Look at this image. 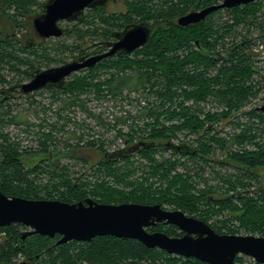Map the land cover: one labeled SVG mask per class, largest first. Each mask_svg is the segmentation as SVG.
Here are the masks:
<instances>
[{
  "label": "trees",
  "instance_id": "obj_1",
  "mask_svg": "<svg viewBox=\"0 0 264 264\" xmlns=\"http://www.w3.org/2000/svg\"><path fill=\"white\" fill-rule=\"evenodd\" d=\"M221 1L130 0L126 1L125 13L109 15L104 5L85 10L88 14L84 12L76 22H86L91 27L94 19H90L91 15L97 18L102 27L100 40L104 41L93 45L94 50L90 53L76 55L75 59L101 53L104 50L103 43L113 38L115 29L119 31L130 23L153 21L159 24L154 27L146 46L132 56L104 59L93 68L79 72L82 74L78 73L70 77L71 81L65 83L63 90H48L54 100L58 99V94L63 95L64 98L59 100L62 102L63 111L74 112L75 109H80L92 121L94 127L82 130L80 135L71 133L75 143L68 138L64 142L56 139L57 133L62 131L68 133L64 127L71 122L67 115L62 118L58 113L57 117L62 120L60 127L56 124H48L46 121L36 125L40 129L35 133L38 145L36 151H32V148L21 149L19 142L11 141L3 132L5 125H21L22 122L14 120V117L8 118L10 106H7V111H2L3 104L9 101V98L4 101L6 92H2L3 95H0V192L7 197L58 200L69 204L85 199H92L99 204L113 205L168 204L175 206L186 216L204 221L217 234L236 235L239 231H243L245 235L264 237V185L259 184L260 177L255 172L264 170V112L259 110L257 105L242 112L247 124L241 125L242 130L233 133L227 140H224L225 138L219 140L216 138L219 132L213 133L215 123L230 118L233 113L245 108L250 101L256 99L257 93L264 89L259 82L251 79V75L255 72L251 61L252 55L245 52L251 47L249 30L247 34L240 33L241 27L249 26L258 31L261 35L259 38H264V12H261L264 0L232 9L218 10L197 25L186 28L177 26L175 22L178 17L191 10H200ZM36 2L37 0H0V5L5 9L14 8L15 11L12 15L0 13V16H5L9 23L7 28L0 27V86L5 83L9 85L2 73L6 69V72L22 75L28 79L34 71L39 70L27 59L30 56L40 58L35 46V36H31L29 40L18 39L14 33L15 29L21 26L17 16L23 12L27 13L28 7L37 4ZM43 4L39 8L40 11ZM222 14L227 15V19L220 22L219 17ZM89 29L87 28L85 32L77 30V37L83 39L86 35H98L97 31H89ZM66 33L68 34L69 31L66 30ZM226 39L228 41L225 43ZM195 46L205 51L208 56L195 50ZM21 54L27 58L24 59ZM44 56L46 57L45 53ZM22 66H25L27 71L21 69ZM111 70L114 72L109 73L107 79L98 81L101 72L106 73ZM134 83L140 84L147 92L146 99L139 97L131 101L128 95L124 96V92L136 90ZM81 96L87 98L85 102L80 100ZM90 101H95L98 106L107 103V107L94 115L87 110V102ZM207 102L221 104L224 111L215 114L206 111ZM103 116L112 122L111 127L105 121L103 123L101 119ZM234 118V120L240 119ZM26 125L30 126L28 123ZM74 125L83 127L77 122ZM239 125L237 124L236 127H240ZM111 131L114 132L115 139L125 140L126 148L136 143L149 145L171 142L173 139H178L177 136L184 139L193 138L189 141L196 143V153L194 156L185 157L193 162V165L178 161L160 164L150 160L153 162V165H150L153 174L158 170L162 171L163 179H171L181 184L177 189L178 195L171 193V196L169 189L174 186L170 185L167 190L158 193V196L149 189L140 188L130 197L112 199L110 194L114 189L105 187L98 181L82 183L78 180L80 183H72L67 168L59 167V164L48 159L30 169H26L22 163L24 156L35 153L46 154L48 151L52 152L53 147L55 149L58 145L70 154L71 159L73 154L77 153L75 151L81 148L80 144L103 151L108 142L106 140L100 142L99 139L103 134L106 135ZM84 139L90 140L83 143ZM232 146H235L236 150L231 152L228 150L229 161L223 163L213 161V154L217 150H226ZM153 151H161V149L152 146L148 149L141 147L138 150L143 157ZM127 157L122 160L129 164ZM117 160L121 159L108 160L104 156L96 166L98 168H94L96 174L100 173V168L103 167L107 177L112 176L116 184H121L130 171L123 170L122 174L118 169L115 173L113 163ZM198 163L205 165L221 163L235 169L237 174L233 176L216 174L224 185L218 192L224 194L223 197L213 195L211 188L208 189L209 191L206 190L207 192L199 191L197 195L191 193L194 180L206 185L205 179L200 176L204 169L198 166ZM177 165L183 166L184 175L174 173ZM42 175H46L47 179L44 181L40 179ZM253 183L258 185L255 187L256 190ZM208 194L214 196L213 200L208 201V197L210 198ZM200 205H204L207 209L203 210ZM217 215L220 219L208 221ZM24 230L25 228L19 224L0 228V264H16L18 258L28 264H206L193 258L186 259L169 255L158 249H148L135 240L112 236L96 237L85 243L71 241L57 245L56 242L60 238L58 235L53 238L31 235L21 242L17 237ZM148 231L162 232L170 237L178 235L177 228L170 225L159 224ZM238 260L239 256L235 258L234 264H239Z\"/></svg>",
  "mask_w": 264,
  "mask_h": 264
},
{
  "label": "water",
  "instance_id": "obj_2",
  "mask_svg": "<svg viewBox=\"0 0 264 264\" xmlns=\"http://www.w3.org/2000/svg\"><path fill=\"white\" fill-rule=\"evenodd\" d=\"M116 0H47L44 12L31 20V28L38 39L62 37L65 31L59 22L79 20L85 10L101 6ZM258 0H222L200 10H191L178 17L175 22L186 28L204 21L207 16L218 11L244 6ZM151 25L137 24L126 28L120 39L108 44V50L102 54L81 57L57 67L36 71L29 82L20 85V92L27 95L47 87L64 88L66 79L83 69L91 68L98 62L118 53H130L148 43ZM264 112V107L260 109ZM158 147L161 150L179 154H192L194 149L187 145H175L171 142L145 145L135 144L117 152H106L108 160L129 156L142 147ZM58 159L69 157L68 152H56ZM54 154V155H55ZM19 224L25 228L17 240L21 242L28 236L39 235L60 238L56 244L71 241L90 242L96 237L112 236L131 239L148 249H158L165 253L193 258L206 264H234L237 256L251 258L257 264H264V237L254 235L217 234L204 221L186 216L182 211H168L160 205H140L123 203L119 205L99 204L91 199L69 204L58 200H28L19 197H7L0 192V228ZM171 225L183 233L181 237H170L162 232H148L157 225ZM19 264H28L20 262Z\"/></svg>",
  "mask_w": 264,
  "mask_h": 264
},
{
  "label": "rangeland",
  "instance_id": "obj_3",
  "mask_svg": "<svg viewBox=\"0 0 264 264\" xmlns=\"http://www.w3.org/2000/svg\"><path fill=\"white\" fill-rule=\"evenodd\" d=\"M47 0H37V4L29 6L27 13L23 12L21 15L17 16V21L20 22V27H17L14 31L15 36L18 39H30L31 36H35L34 32L31 28V20L35 17V13H40V6L41 4L45 3ZM126 1L130 0H118L117 3H107L104 8L107 14L112 13H125L127 10L126 7ZM4 12L6 15H12L15 13L14 8L5 9L2 5H0V13ZM261 12H264V3L262 5ZM86 13V12H85ZM88 14V13H86ZM85 14V15H86ZM94 18V19H93ZM219 18H221L220 22H223L227 19V15L222 14ZM5 16H0V27L7 28L8 27V21ZM90 19H93V25L90 27L86 22L77 23L76 21L73 22H59L58 26L62 29H66L69 31V33L64 34L62 37L59 38H49L46 40H40L35 39V46L37 47L38 53L40 55V58H36L34 56H30L27 58L24 54H21L20 56L24 59H29V61H32V64L36 65L37 69L39 71L46 70L48 68H53L60 66L65 63H69L73 60H75V56L80 53H90L94 50L93 45L97 44L100 40V33L102 31L101 23L100 21L91 15ZM89 20V18L87 19ZM90 28L89 31H97L98 35H86L83 39H80L77 37V30L81 31H87L86 29ZM249 30V37L251 38V47L245 51L247 54L252 55V65L255 69V72L251 75V79L254 82H259L260 85L264 86V38H259L261 35L258 34V31L255 28H250L249 26L241 27L240 33L247 34ZM10 31V30H9ZM251 32V33H250ZM228 41V39L225 40V43ZM24 43V42H22ZM34 46V47H35ZM35 47V48H36ZM43 51V52H42ZM44 53L48 59L44 56ZM21 69L27 71V68L25 66H22ZM7 70V69H6ZM3 71L2 73L5 75V80L8 81L9 85L5 83V85L0 86V89L4 88V90L0 91H6L8 94L12 93L14 90H18V82L20 84L26 83L28 81V78H24L22 75H15L14 73H9ZM80 72V71H79ZM79 72H76L72 74L77 75ZM114 70H111L109 72H101L99 75L98 81H103L108 78L109 73H113ZM33 74V73H32ZM82 74V73H79ZM67 78L66 82L69 83L71 79ZM136 83H134L135 85ZM136 90L130 92L126 91L124 92V96L128 95L129 100L133 101V99H137L139 97H145L147 96V92L143 89L140 84L135 85ZM129 92V94H127ZM3 95V94H0ZM16 98L9 97L4 101L2 108V111H7V106H10V115L8 118L14 117V120L22 122L21 125L19 124H8L5 125L3 128V132L8 135V137L11 139V141L19 142L21 149H29L32 148V151H36L38 149V145L36 142V136L35 133L39 131V127L36 125L41 124L42 121H46L48 124H56L57 127H60L62 125V120H59L57 117V114L59 113L61 117L63 118L65 115L68 116V118L71 120L70 123L66 124L64 127V130L68 133H57L56 139L59 142H64L67 140L71 141L72 143H75V139L72 138L71 133H76V135H80L82 130L89 129L91 127H94L92 121L88 118L87 114L85 112H82L80 109H75L74 112H70L67 110L63 111V105L62 102L59 101L61 98H64L63 95L58 94V99L54 100L52 98V93L47 90H41L32 94L23 95L21 93L15 94ZM5 96V95H4ZM7 96V95H6ZM87 98L85 96H81L80 100L82 102H85ZM108 99V98H107ZM106 99V100H107ZM105 102V101H104ZM109 106L110 103H108ZM113 104V102H112ZM257 105L258 107H264V89L261 90V92L257 93L256 99L253 101H250V103L240 110L237 113H233L232 117L222 120L219 123H215L216 127L214 128L213 133L219 132L217 135V139L227 140L231 138V135L233 133H239L242 130L243 124H247L246 118L241 114L242 112H245L247 110H250L253 106ZM107 107V103L100 104V106L97 105L95 101L87 102V110L94 114H98L100 111H103L104 108ZM64 109H66L64 107ZM112 109V108H111ZM206 111H209L211 113H222L223 108L222 105L215 103V102H207V106L205 107ZM113 111V110H112ZM134 111V110H133ZM111 112V110H110ZM132 112V111H131ZM134 113V112H132ZM120 116V114H119ZM234 117H239L240 119L234 120ZM103 123L104 121L111 127L112 122L108 120L106 117H101ZM25 122V123H24ZM77 122V124L83 126V127H77L74 125V123ZM24 123V124H23ZM28 123L30 126L28 127L26 125ZM235 123V124H234ZM239 125L240 127H236V125ZM33 125V126H32ZM104 127V126H102ZM42 131L44 129H41ZM125 131V130H124ZM212 133V134H213ZM102 134V132H101ZM211 134V135H212ZM178 138V136H177ZM184 139V138H183ZM193 138L184 139L183 141L186 143L191 144V146H195L196 143L192 140ZM87 140L90 139H84L83 143H85ZM100 140H106L108 142V145L104 147L103 151L98 150L96 148H88L86 146H83L80 144L81 148H79L76 154H73L72 159L70 157L60 158L55 163L59 164L61 166H65L68 172V177L73 181L72 183L77 184L80 181L82 183L89 182V183H96L98 181L99 183H103V185L106 187H109L111 189H114L113 192L110 194L112 199L122 198V197H130L135 192L139 191L138 189H149L151 193H155L157 195L158 193L167 190L170 185H173L174 187H170L169 193L171 194H177V189L180 188V183H176L171 179H163L162 178V171L159 170L155 172L154 174L151 172L150 165H153L152 161H155L156 163H164L167 161L176 162L183 164H191L193 165V162L188 161L186 157L187 154H184L182 156L176 155L179 153L172 154L170 151H153L148 156L143 157L139 152H134L130 154L127 159L129 160V165L124 160H117L113 163V169L116 173L118 169H120V172L123 174V170H129L130 174L126 176L121 184H116L114 181V178L112 176L107 177L106 173L104 174L103 167L100 168L101 172L96 174V171L94 168L98 165L99 162H101L104 158V152L105 151H111L115 149H119L122 147L123 139L122 138H114V132H109L108 134H103V137ZM178 139H173L174 142H177ZM101 142V141H100ZM188 145V144H187ZM218 145H222L218 143ZM190 146V145H189ZM62 146L58 145L57 148L52 149V154L54 155L56 152H63L64 150L60 148ZM219 147V146H217ZM76 150L75 148H71V150ZM225 149V148H223ZM70 150V149H69ZM105 150V151H104ZM231 152L232 150H236L235 146H232V148L226 149V150H217L213 154V161H229V155L227 154ZM47 153H35L31 155L24 156L22 158V163L26 169H30L34 167L37 164H40L41 161H44L47 158ZM152 160V161H150ZM187 161V162H186ZM54 163V162H53ZM197 163V162H196ZM211 165L207 164H201L198 163V166H201L204 169V172L202 175H200L202 178L205 179V183L202 182H195L192 185L191 193L194 195H197L199 191L207 192L209 188L212 189L214 192L213 195L223 197L224 194L218 193L220 190L219 188H223L222 182L219 179V177L216 176V174H220V176L227 175L228 177L231 174L232 176L234 174H237L235 169H233L230 166H225L221 163ZM184 168L182 165H177L174 173L177 175H184ZM257 175H259L260 180L259 184L264 185V178L262 177V174H264V170H257L255 171ZM174 173H171V175H174ZM66 174V175H67ZM227 177V178H228ZM75 178V179H74ZM196 178V177H195ZM43 181L47 179L46 175H42L41 178ZM233 179H236V177H233ZM80 180V181H78ZM254 189L256 184H254ZM226 188V187H225ZM257 189V188H256ZM255 189V190H256ZM62 191V189H61ZM209 191V190H208ZM216 192V193H215ZM190 193V194H191ZM171 194V196H172ZM109 195V196H110ZM159 195V194H158ZM157 195V196H158ZM208 201L213 200L212 195H207ZM179 197V196H177ZM92 200V199H91ZM163 209L168 211H174L179 210L175 206H170L168 204H162L161 205ZM200 207H203V210H206L207 208L203 205ZM181 211V210H179ZM228 211H226L225 214H227ZM224 214V215H225ZM218 216V215H217ZM214 216L211 219H208V221H213L214 219H220V216ZM236 235H245L243 231H239ZM256 236V235H254ZM240 260V261H239ZM238 263L239 264H252L254 261L246 256H239ZM19 262H22L21 258H18L16 264Z\"/></svg>",
  "mask_w": 264,
  "mask_h": 264
},
{
  "label": "flooded vegetation",
  "instance_id": "obj_4",
  "mask_svg": "<svg viewBox=\"0 0 264 264\" xmlns=\"http://www.w3.org/2000/svg\"><path fill=\"white\" fill-rule=\"evenodd\" d=\"M47 2V1H46ZM45 2V3H46ZM118 2V0H116L115 2H112V1H108V2H106L105 4H103L104 6L107 4V3H111V4H115V3H117ZM44 3V4H45ZM43 4V5H44ZM43 12H44V9H43V7H42V11L38 14V15H35V16H39V15H41V14H43ZM154 22L153 21H151V22H148V23H145V22H139V23H130V24H128V25H125L121 30H114L113 31V38L111 39V40H109V41H107V42H105V43H103V51L101 52V53H98V54H94V55H99V54H102V53H104L105 51H107L108 50V48H107V45L108 44H113V43H115V42H117L119 39H120V36H121V34H122V32L126 29V28H130V27H132V26H134V25H137V24H147V25H151V24H153ZM154 29V28H153ZM153 29H152V31H153ZM64 30V29H63ZM65 31V33L64 34H66V29L64 30ZM152 33V32H151ZM35 35V34H34ZM151 35V34H150ZM35 38L36 39H38V37H36L35 36ZM150 38V37H149ZM41 40V39H40ZM149 41V40H148ZM101 46V45H100ZM146 46V45H145ZM144 46H142V47H140V48H137V49H135V50H133L132 52H130V53H118V54H116V55H114L113 57H121V56H132L133 54H135L139 49H141V48H143ZM195 50H197V51H199L202 55H206V56H208L206 53H205V51H201L200 50V48H198V46H195ZM221 52V51H220ZM221 54H223L222 52H221ZM94 55H90V56H94ZM90 56H86V58L87 57H90ZM79 58H81V57H79ZM78 58V59H79ZM110 58H112V57H110ZM75 60H77V59H75ZM74 61V60H73ZM101 62V61H100ZM100 62H98V63H100ZM220 62H222V60H220ZM97 63V64H98ZM95 66V65H94ZM93 66V67H94ZM93 67H91V68H93ZM87 69H90V68H87ZM83 70H85V69H83ZM36 71H39V70H36ZM36 71H34V73L36 72ZM82 71V70H81ZM79 72V71H78ZM33 73V74H34ZM33 74H31L30 75V78L28 79V81L27 82H29L30 80H31V78H32V75ZM26 82V83H27ZM24 84V83H23ZM20 85H22V84H19L17 87H18V90H14L12 93H10V94H8V92L7 93H4V99L6 100L7 98H9V97H12V98H16V95L15 94H19V93H21L20 92ZM51 89H54V90H63V88L62 89H60V88H56V87H47V88H44V89H41V90H51ZM41 90H39V91H41ZM1 92V94H3L2 92L3 91H0ZM4 92H6V91H4ZM36 92H38V91H36ZM33 93H35V92H33ZM22 94V93H21ZM30 94H32V93H30ZM7 95V96H6ZM262 107H259V110L261 109ZM192 148L194 149V152L192 153V154H189L190 156H194L195 155V153H196V149H195V146H192ZM47 158H48V160L49 161H52V162H56L57 161V159H58V155L57 154H55V155H53L52 154V152L51 151H48L47 152ZM217 162H221V163H223L224 161H217ZM55 164H57V163H55ZM262 177L264 178V174H262ZM263 188H264V186H263ZM168 226V225H167ZM171 226V225H170ZM178 230V229H177ZM148 232H155V231H148ZM183 235V233L181 232V231H179L178 230V235L177 236H174V237H181Z\"/></svg>",
  "mask_w": 264,
  "mask_h": 264
},
{
  "label": "built area",
  "instance_id": "obj_5",
  "mask_svg": "<svg viewBox=\"0 0 264 264\" xmlns=\"http://www.w3.org/2000/svg\"><path fill=\"white\" fill-rule=\"evenodd\" d=\"M178 138H179V140L177 141V142H174L173 140H171V143H173V144H175V145H180V144H183V145H187V146H189V143H186V142H184L183 140V137H181V136H178ZM136 144H138V143H136ZM189 147H191L192 148V146H189ZM126 148V146H125V140L123 139V144H122V147L121 148H119V149H115V150H111V151H106V152H117V151H120V150H122V149H125ZM170 153H172V154H175V153H173V152H171L170 151ZM176 155H179V156H182V155H184V154H176ZM189 154H187L186 156H188ZM255 262V261H254ZM20 263V262H19ZM18 263V264H19Z\"/></svg>",
  "mask_w": 264,
  "mask_h": 264
}]
</instances>
